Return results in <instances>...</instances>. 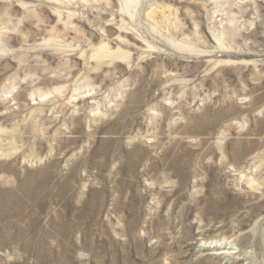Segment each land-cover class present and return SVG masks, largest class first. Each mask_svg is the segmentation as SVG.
Here are the masks:
<instances>
[{
	"label": "rangeland",
	"instance_id": "1",
	"mask_svg": "<svg viewBox=\"0 0 264 264\" xmlns=\"http://www.w3.org/2000/svg\"><path fill=\"white\" fill-rule=\"evenodd\" d=\"M0 264H264V0H0Z\"/></svg>",
	"mask_w": 264,
	"mask_h": 264
},
{
	"label": "bare ground",
	"instance_id": "2",
	"mask_svg": "<svg viewBox=\"0 0 264 264\" xmlns=\"http://www.w3.org/2000/svg\"><path fill=\"white\" fill-rule=\"evenodd\" d=\"M221 39H222V37H218V41H219V43H221ZM208 243V242H207ZM206 243V244H207ZM209 244V243H208ZM206 246V245H205Z\"/></svg>",
	"mask_w": 264,
	"mask_h": 264
}]
</instances>
